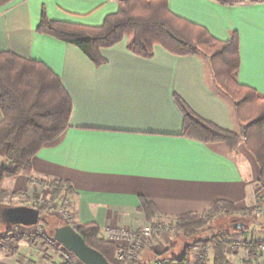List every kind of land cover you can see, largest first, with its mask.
<instances>
[{
  "label": "crops",
  "instance_id": "obj_1",
  "mask_svg": "<svg viewBox=\"0 0 264 264\" xmlns=\"http://www.w3.org/2000/svg\"><path fill=\"white\" fill-rule=\"evenodd\" d=\"M168 5L220 40L237 30L238 80L264 93V1L229 6L168 0ZM43 7L51 19L98 26L118 11L119 0H13L0 7V52L43 62L72 99L62 141L41 148L32 159V175L11 178V192L32 197L44 191L38 180H68L74 190L68 195L72 222L97 223L102 230L150 224L138 209L140 197L147 198L164 216L157 219L163 230L142 246L140 264H173L177 215L206 211L216 200L232 202L238 210L256 208L258 188L251 181L257 184L259 165L248 149L242 144L235 153L225 142L183 135L184 116L175 95L204 120L236 130L232 106L214 89L204 58L172 54L161 45L145 58L128 49L126 36L101 48L107 63L97 67L77 46L36 31ZM167 221H173L171 230ZM193 250L202 264H213L211 250ZM245 253L236 260L240 264ZM0 264L18 262L0 252Z\"/></svg>",
  "mask_w": 264,
  "mask_h": 264
},
{
  "label": "trees",
  "instance_id": "obj_2",
  "mask_svg": "<svg viewBox=\"0 0 264 264\" xmlns=\"http://www.w3.org/2000/svg\"><path fill=\"white\" fill-rule=\"evenodd\" d=\"M11 1L0 0V7ZM214 1L232 6L264 0ZM36 31L77 46L97 67L107 63L101 48L112 47L126 36L128 49L145 58L154 56L155 45H161L172 54L204 58L210 70L212 85L232 106L239 129L229 130L204 120L175 95V102L184 116L183 135L203 142H225L235 153L243 144L259 165L258 182L264 193V93L238 80L241 60L237 30L232 31L227 40H220L205 26L172 12L168 0H119L118 11L108 14L98 26L51 19L43 7ZM0 110L3 113L0 121V158L4 161L0 167L1 210L13 206L8 204V200L17 194L4 187L5 181L21 173L31 176L32 159L36 153L43 147H53L62 141L70 127L72 99L59 76L46 64L3 51L0 52ZM40 183L50 188L47 203L27 199L22 204L36 207L41 213L74 192L68 180L50 178ZM138 209L155 228L159 225L157 219L164 217L143 196L140 197ZM254 211L253 206L238 210L232 202L216 200L206 211L175 216V228L184 237L190 238L206 228L220 213L229 216L239 213L249 220L254 218ZM47 221L41 215L38 225L45 227ZM66 223L72 224L87 244L100 251L111 264H125L117 259V247L106 240L97 223ZM50 237V245L56 246L54 252L59 254L58 247L62 245L52 235ZM24 239L18 237L11 225L4 223L0 217V252L19 255V243ZM29 239L34 241L42 238L36 233L35 237ZM261 242L264 240L247 244L243 264H264V253L259 251ZM231 244L230 233L224 238L212 234L202 246L204 252L206 249L213 252V264H232L229 257ZM58 258V261L50 264H70L60 254ZM171 261L173 264H192L191 246H186L183 255Z\"/></svg>",
  "mask_w": 264,
  "mask_h": 264
},
{
  "label": "rangeland",
  "instance_id": "obj_3",
  "mask_svg": "<svg viewBox=\"0 0 264 264\" xmlns=\"http://www.w3.org/2000/svg\"><path fill=\"white\" fill-rule=\"evenodd\" d=\"M236 129H239L238 126L236 125ZM4 163V161L0 158V167ZM11 179H8L4 183V187L7 189H11L10 186V181ZM41 181L38 180L37 183H40ZM253 186L257 187V206L256 209L258 213L256 214V217L253 219L246 220L243 218L244 216L240 215L239 213L235 214L234 216H229L225 213H220L216 219L211 222L206 228L200 230V232L195 235L194 237L186 238L184 237L179 231V236L177 239H175L173 242H176L175 245L177 247V252H176V257H181L184 253V249L186 246L190 245L191 246V254H192V264H201L203 261V258L201 255L195 256V251L193 250L194 248L198 247L199 250L203 249V243L204 240L209 237L210 235L214 234L217 238H224L226 237L227 234L230 233V240H232L231 247L229 249V255L231 257V262L232 264H240L239 261L237 262L236 260H239L238 257L241 259L243 257V252L246 250L245 247H247V244H249L250 240L249 239H254V240H264V202L262 201V198L264 197L263 189L261 188L259 182L256 181H251ZM38 184H34V186H37ZM39 186V185H38ZM44 186V185H43ZM44 191H42L41 195H33L32 197L27 195L25 192H17L16 195H14L12 198L8 200V204L10 205H27V204H22L25 201H28L27 199H33L39 200L41 204H46L47 200L49 199L50 195V188L48 185L44 186ZM8 189V190H9ZM11 191V190H9ZM31 197V198H30ZM64 199V198H63ZM58 200L53 206H49L50 208L48 211H45V213L40 212V216L46 217L47 218V225L41 230H37L38 224L35 225H30V226H25V225H11L13 230L15 231L16 234H22V237L25 239L22 240L19 243V255H14V258L18 262V264H42V263H47L50 264V262L53 261H58V255L54 251L56 249L55 247H52L54 245H50V235L53 236L54 229L61 223L66 224L65 218L60 215L57 212V204H60L62 200ZM261 208H258L260 207ZM29 206V205H28ZM241 221L246 223L247 228L243 230H237L233 228L234 222ZM72 222V221H71ZM170 224H173V221H167L166 225L170 228ZM261 225L257 226V225ZM5 227V226H4ZM6 228V227H5ZM160 230L156 231L159 232ZM30 233H33V235H30ZM36 233H38L42 239L31 241L29 238H33L36 236ZM46 236V237H45ZM240 236V238H238ZM234 237L236 239H234ZM259 238V239H257ZM45 241L49 242L45 244ZM149 242V240L147 241ZM197 245L196 247H194ZM206 246V245H205ZM204 250V249H203ZM204 252V251H203ZM51 257V258H49ZM117 257V253H116ZM141 257H142V250H141ZM141 257H140V263H141ZM196 258H199L198 260ZM48 259V260H47ZM118 259V258H117ZM195 259V260H194ZM119 260V259H118ZM20 262V263H19ZM147 263V262H146ZM169 263H172L170 261ZM147 264H152L147 263ZM242 264V262H241Z\"/></svg>",
  "mask_w": 264,
  "mask_h": 264
},
{
  "label": "built area",
  "instance_id": "obj_4",
  "mask_svg": "<svg viewBox=\"0 0 264 264\" xmlns=\"http://www.w3.org/2000/svg\"><path fill=\"white\" fill-rule=\"evenodd\" d=\"M56 208L57 212L62 215L67 222H71L73 220L74 215L68 197H65L60 204H57ZM258 208H261V205ZM257 213L258 211L255 208L254 214L256 215ZM42 228L43 227L41 225H38L37 230H41ZM158 230H163V225L159 224L158 227L155 228L151 224L147 223L139 229H129L123 226L109 225L106 226L102 232L106 240L115 244L117 247V258L120 261L125 264H140L142 246L145 242L150 240V238H152L154 233ZM30 235H33V233H30ZM17 236L22 237V234H17ZM249 240V243L252 241H258L254 239ZM259 251L264 253V242L259 244ZM58 252L70 264H85L74 253L70 252L63 246L58 247Z\"/></svg>",
  "mask_w": 264,
  "mask_h": 264
},
{
  "label": "water",
  "instance_id": "obj_5",
  "mask_svg": "<svg viewBox=\"0 0 264 264\" xmlns=\"http://www.w3.org/2000/svg\"><path fill=\"white\" fill-rule=\"evenodd\" d=\"M1 220L9 225H35L40 219V210L28 205L7 206L0 210ZM234 229L247 228L246 223L234 222ZM53 238L70 252L74 253L85 264H111L97 249L87 244L85 239L70 223L57 226Z\"/></svg>",
  "mask_w": 264,
  "mask_h": 264
}]
</instances>
